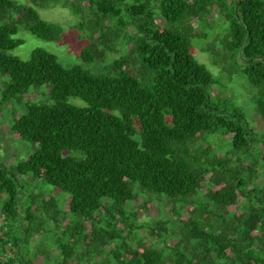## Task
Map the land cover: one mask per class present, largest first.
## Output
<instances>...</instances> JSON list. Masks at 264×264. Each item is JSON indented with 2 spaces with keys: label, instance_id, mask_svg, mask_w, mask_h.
Segmentation results:
<instances>
[{
  "label": "trees",
  "instance_id": "trees-1",
  "mask_svg": "<svg viewBox=\"0 0 264 264\" xmlns=\"http://www.w3.org/2000/svg\"><path fill=\"white\" fill-rule=\"evenodd\" d=\"M89 6L124 30V53L111 62L104 54L111 46L98 41L99 23L80 61L68 65L40 47L29 59L11 54L23 43L15 38L18 24L0 23L2 102L21 107L13 108L10 131L35 143L14 167L0 158V264H264V131L240 105L220 109L212 102L215 76L192 52L193 38H207L193 22L215 11L228 24L225 48L240 54V71L258 89L264 122V0H90ZM5 7L28 19L35 36L52 40L64 32L33 7L0 0V11ZM157 9L167 22L187 19L189 30L159 24ZM95 63L105 64L87 66ZM37 84L50 87V101L23 99ZM213 137L221 144L196 146ZM225 142L228 149L219 153ZM30 178L68 193L67 211L84 217L64 225L54 256L23 253L32 231L26 221L35 220L40 203L43 221L60 224L58 199H23ZM147 191L170 197L176 216L170 221L177 224L159 221L151 242L134 232L138 213L125 210ZM200 191L205 199L198 201ZM150 201L142 208L150 211ZM178 204L189 209L187 217ZM102 210L112 212L107 224ZM172 236L177 241L169 243ZM160 239L162 247L154 243ZM43 254L47 259H37Z\"/></svg>",
  "mask_w": 264,
  "mask_h": 264
},
{
  "label": "rangeland",
  "instance_id": "rangeland-1",
  "mask_svg": "<svg viewBox=\"0 0 264 264\" xmlns=\"http://www.w3.org/2000/svg\"><path fill=\"white\" fill-rule=\"evenodd\" d=\"M21 6H28L35 8L40 16L51 22L61 25L64 28L63 34L52 40H46L41 37L33 35L28 29V19L20 17V15L11 8H3L0 11V23L14 22L18 24V32L15 38L23 40V43L18 47L10 51L11 54L16 55L22 59H29L32 51L35 48H44L55 53L60 61L65 64L77 63L80 61V51L89 42V35L92 34V25L99 23L101 26L100 32L97 35H101L98 38L102 47H106L109 44L111 47L104 52L105 63L113 61L124 53L123 46V32L118 31L114 22L109 18H103L98 13L96 7L89 6L90 0H69L71 2L65 3V0H15ZM153 2V1H152ZM156 2V1H155ZM156 4V3H155ZM73 5H75L73 7ZM78 7L80 11H75ZM156 18L159 24L166 26L167 28L180 27L185 30H189L187 19L181 20L179 23H171L164 20L159 10L157 9ZM193 27L196 32H202L207 35V38H193L192 40V52L194 56L204 63L214 74L216 83L209 87L212 102L220 109H231L234 105H240L252 126L258 131H264V122L262 117L256 110L255 96L258 89L254 88L250 84L247 77L240 71L241 56L238 52H233L227 46L225 48L223 39L227 36L228 24L225 19L214 11L205 18L203 22H193ZM133 29V26H131ZM97 41V42H98ZM238 54V55H236ZM105 63H95L93 65H87L96 70L103 67ZM7 81V76L0 71V158L10 167H14L20 161L25 160L34 150L35 143L32 140L20 138L12 135L10 126L13 120V113L15 105L11 101H7L5 104L2 102L3 98V85ZM50 87L47 85H34L28 95H23V99H33L41 102L50 101ZM71 103L78 105H85L84 101L79 98H71ZM18 114V113H17ZM221 144L218 137L209 138L207 141L199 139L196 140V146H204L209 142H215ZM228 143V142H227ZM223 144V150L219 149V153H223L228 149V144ZM218 147L217 144L214 145ZM263 176V175H262ZM24 181V180H23ZM29 185L24 187L23 199H58L57 208L59 214L57 219L60 224L57 225L51 218H45L41 214H46L42 204L40 203V209L37 212V217L34 221H26L32 228L30 245L23 242V253H30L33 256L37 250L42 249L50 254L58 252V248L53 240L60 237L66 238L63 233L64 225L69 223L68 221H83L84 217L77 214H72L67 211L66 201L69 197L68 193L62 192L47 182L39 179H28ZM203 191V190H202ZM202 191L195 197L196 200L205 199ZM37 196V197H36ZM149 199L148 207L142 208L144 202ZM109 204H112L110 200ZM29 204L24 200V206ZM173 203L170 197L166 193H152L147 191L142 195H139L138 201L126 204L125 210L127 215H132L133 212L138 213L136 217L137 227L134 229L135 234L138 237L144 239L146 242H151L150 230L156 228L159 221H169V227L176 226V222H171L170 219H176L173 213ZM179 208H183V213L187 217L189 215V209L182 204L177 205ZM40 214V215H39ZM99 214V212H98ZM112 212L102 210L101 218L102 223L107 224L112 220ZM118 216V215H116ZM3 220H0V225ZM163 239L158 241L154 240V243L158 247L164 246ZM177 236L169 238V243L176 242ZM53 255V256H54ZM47 259L46 256L38 255L37 259ZM54 261V260H53Z\"/></svg>",
  "mask_w": 264,
  "mask_h": 264
}]
</instances>
